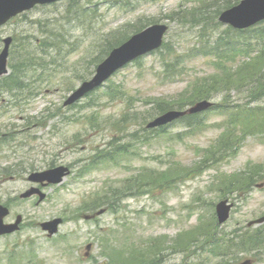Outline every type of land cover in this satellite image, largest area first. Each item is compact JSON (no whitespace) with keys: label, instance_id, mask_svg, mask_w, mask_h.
<instances>
[{"label":"rangeland","instance_id":"obj_1","mask_svg":"<svg viewBox=\"0 0 264 264\" xmlns=\"http://www.w3.org/2000/svg\"><path fill=\"white\" fill-rule=\"evenodd\" d=\"M230 1L206 0L199 4L193 0H61L55 5L36 7L1 27L0 52L4 45L3 38L7 35L15 38L16 46L21 39H29L31 53L35 54H32L29 70L34 71L31 75L33 79L28 80L35 82L31 89L41 90L40 95L31 99L29 89L20 92L23 100L17 106L4 107L7 104L2 102V99L9 98L13 101L17 97L13 92H3L0 95V203L12 200L29 186L26 180L18 179L16 171L21 169L19 166L37 164L44 167L52 158L58 163L75 164L78 160H84V163L73 166V174L61 185L46 187L44 191L47 199L44 202L38 204L34 196L13 204V213L23 214L29 221L21 232V238L12 237L10 242L0 239V264L28 263L26 257L33 252L42 264H112L105 251L106 238L103 234V230L109 227L121 233L117 240L126 242L133 239L137 242L135 244L146 243L159 236L163 240L159 249L169 247L160 264H242L247 259H257L254 264H264L263 245L255 248L245 243L256 231L264 236V225L248 227V222L264 216V186H249L250 177L257 169L261 170L262 177L255 181L264 184L263 136H248L242 143L241 132L231 141V145H241L237 156L215 164L208 171H205L208 167L203 168L200 175L186 177L198 162L205 160L202 150L209 147L218 135L215 128L194 130L191 132L193 136L177 141L176 135L185 129L176 125L171 128L174 133H168L167 136L168 139L173 138L171 141L163 139L166 135H162L160 140L153 138L144 142L146 131H141V124L143 115L150 109L145 113H138L137 110L136 118L126 120L122 128L116 124L130 105L135 106L136 103L140 106L146 100L149 105L145 107H152L150 98H164L168 100V104H175L174 108L191 101L187 97L180 99V92L189 90L187 81H183L188 80L187 78L176 82H163L158 78V73L161 74L162 71L159 58L154 54L145 57L142 69L130 65L114 77L125 85L121 94L116 96L112 93L102 97V91H99L96 96L85 98L73 107L65 108L62 105L73 88L92 77L97 47L103 44L101 34H112L107 36L111 40L131 35L138 26L149 25L158 19L167 22L166 15L180 6H187V20L190 22L200 10L214 18L217 16L215 12H221L230 6L226 4ZM213 4L216 5L206 7ZM217 5H220V9ZM56 20L61 29L55 25ZM207 23L210 25V21ZM211 23L214 33L225 29L222 24L216 27L217 23L212 20ZM48 30L55 34L66 31L71 36V43L64 48L68 50L72 47L67 56L65 51L56 52L50 58L38 56L44 52L42 42L47 35H52L48 34ZM198 30H204L201 32L204 36H214L211 30H207V24L195 27L187 23L186 27L177 21H170L167 38L176 44L180 53H188L189 56L198 39ZM186 59L181 69L183 74L174 76V79L195 74H209L216 76V79L222 77L220 71L209 66L206 58ZM235 62L225 61L229 72L237 71L239 64ZM14 64H17V57L15 59L11 55V74ZM246 96V93L233 92L232 100L245 101ZM214 100L219 101L220 97ZM256 102L264 104L263 93ZM217 120L216 114H210L211 123L214 124ZM136 132H139L138 139L141 142L134 138ZM117 133L126 136L123 142H131L128 149L135 155L125 157V165L122 167L113 165L109 169L91 172L76 180L75 170L89 161L96 147L105 145L112 135L118 136ZM73 141L75 143L70 145ZM170 164L172 171L164 172L162 168ZM2 167L4 168L1 170ZM152 170L157 172L154 174L155 190L124 200L125 209L121 212L123 218L119 223L115 222L113 214H106L99 218L98 227L95 228V224L75 217L74 214L80 213L79 203L91 193L106 187L120 189L125 178L146 172L151 174ZM10 171H14L12 175L17 179H6L10 178V175L5 176ZM170 173L174 177H184L170 189H159L158 180H168L167 174ZM144 180L145 177L139 179L140 182ZM225 198L235 205L230 219L219 224L215 214L216 204ZM55 217L66 218L55 239L44 238L42 230H32L41 221ZM206 220L213 221L210 233L216 234L219 243L211 244L207 241L208 229L203 228ZM25 236L30 239L25 241ZM88 241L93 242L94 247L91 255L86 258L84 246ZM28 243L33 247H29ZM230 245H234L235 249L227 247ZM14 248L18 252L16 261L12 263L9 262L8 255ZM144 248L146 250V246ZM172 248L183 252H175ZM210 248L226 251L228 254L224 259L215 252L210 255Z\"/></svg>","mask_w":264,"mask_h":264},{"label":"trees","instance_id":"obj_2","mask_svg":"<svg viewBox=\"0 0 264 264\" xmlns=\"http://www.w3.org/2000/svg\"><path fill=\"white\" fill-rule=\"evenodd\" d=\"M200 16H204V14L200 15ZM55 25L57 27H59L61 29V25L57 22L55 23ZM260 28H258V30H256L255 28L247 30V32H258L261 29V26H259ZM141 30V28H139L137 31ZM54 32L49 31L48 30V34H52L50 35V37L47 36L46 40L47 41H51V38H54L56 36H59L60 39L54 43V45H51L48 43V45L50 46H54L56 48V46H58V44H64L65 41V35L64 34H53ZM262 39L259 38L258 39V44L261 46V48H259V45L256 43L255 44V48H258V55L257 56H251V60L248 61H244L243 63H241L238 66L237 72L235 73H229V71H224L222 77L220 79L217 80H213L214 81V87L220 85V84H225L227 86H229L230 88H238V89H242L244 88L246 85L248 87H250L252 96H257V94H261L264 93V32H262L261 34ZM243 37H247L245 35H243ZM63 38V39H61ZM122 38V37H121ZM241 38V37H240ZM119 38L114 39L117 40ZM239 39V38H238ZM123 39L121 40H117L116 43L121 42ZM113 41V40H111ZM251 42H253V40L251 39H243V40H238L237 44L238 47H240L241 51H245L247 53L251 52ZM263 42V44H262ZM116 43H113L111 46H106L104 48V50L101 52V54H99L100 58L97 59L95 61V64H97L99 61H101L104 56L109 52V50L112 48V46ZM57 49V48H56ZM58 50V49H57ZM254 57V58H253ZM23 60H25V57H23ZM229 88V89H230ZM208 91V90H207ZM200 94L201 97H205L208 95V92H205L203 90V88L200 90ZM197 98V95L194 94V96H192L191 101L195 100ZM255 98H251V100L248 103L245 104H240L236 107L232 106L229 107L230 111H234L235 115L233 114L234 118L236 120H238L240 123L244 124V126H247L249 128H254L253 132H256L257 129H264V108L260 107V106H254L252 104V102L256 101L254 100ZM160 110H164V106L163 105H158V107L155 108L154 111H156V113H154L155 115L158 114V111ZM151 114L150 116L154 115ZM149 116V117H150ZM129 117V115H126V119ZM200 118V115H194V116H189L187 122H188V126L192 127V126H196L198 120ZM233 130H231L228 138L226 141H223V147H225V149L221 152V154L225 153V152H229L230 146H227L230 143L229 139H232L234 134H233ZM227 144V145H226ZM122 149H124V145L123 144H119L116 151L111 152V151H101L99 153H101V160H96L95 159V164L101 162L103 160V158H109V159H113L115 154L118 152H122ZM227 150V151H226ZM98 153V154H99ZM225 158V154L220 158V160H223ZM172 170H169L167 172H171ZM257 175H260V172H256ZM172 178H170V180H166L163 181L162 179L158 180L157 186L159 188L164 187L165 185H168L169 183H175L176 179L173 178V175L171 174ZM145 177L144 181H139L140 178ZM155 181H156V177L154 176V173L151 174H147V173H142L137 175L136 177H133L131 179L127 180V186L131 191H133L135 188L137 189H144L145 187H147V189H152V186H155ZM137 187H136V186ZM141 185V188H139ZM138 193H142L146 190H137ZM116 191H114L113 189H110L109 191H105L104 194L102 196H100V194H97L96 198H90L89 201L86 203L85 206V210L87 209H97V207L102 206V205H110L112 206L111 208L113 210H115V203L113 202L118 201L120 194H122V192H119L118 194L115 193ZM116 197H118L116 199ZM82 210V209H80ZM84 210V211H85ZM117 212L119 211V208L116 210ZM162 241L160 238H151L149 242L140 244V246L135 247L134 244L135 242L133 241L131 242H126L129 244H133L131 245V249L132 251L136 254L135 258L136 259H124V261L127 264H159L160 262H162V259L164 257V252H162V248L159 249V247L162 244ZM247 243H252L253 246L257 247L259 245H263L264 244V239L261 237V234H259L258 232H256L254 234L253 240H249L247 241ZM149 244V245H148ZM144 246L148 247L147 250H145ZM149 248H153L155 249L153 252L151 250H149ZM174 251H177L176 249H173Z\"/></svg>","mask_w":264,"mask_h":264},{"label":"water","instance_id":"obj_3","mask_svg":"<svg viewBox=\"0 0 264 264\" xmlns=\"http://www.w3.org/2000/svg\"><path fill=\"white\" fill-rule=\"evenodd\" d=\"M51 1H54V0H0V24L4 23L10 17L17 14L18 12L31 7L34 3H37V2L46 3V2H51ZM254 16H255V12L252 11L251 13H249L247 9V5L242 4L240 7H235L232 10L224 13L222 16V20L226 22H230L234 24L235 26H238L239 24L244 23L240 21L239 17H241V20L244 19V20L250 21L251 17H254ZM156 33H157L156 30L153 29L149 32H145L141 35L135 36L123 48L116 51L104 65H101L99 67L97 76L91 82L84 84V86L70 98L69 102H73L74 100L80 98L89 89H91L95 85L100 84L103 80H105L108 77V75L114 69L121 66L128 60L156 47L157 46ZM5 64H6V55L4 54L2 55V59L0 62V74L6 70ZM165 121H166V117L162 119H158L154 123H152L151 126L162 124ZM52 174H58V170H53L47 173H42V175L36 176L35 179L39 180V179L47 178L48 176H51ZM48 179L53 182H56L59 180L58 178H55V179L48 178ZM218 209H219V215H220L221 221H223L224 219L228 217L230 207L226 206L225 202H222L218 206ZM1 219H2V216H0V233L3 232V230L1 229L3 228V226L1 225ZM263 221H264V218H261L257 222H263ZM60 222H61V219H56L52 222H48L45 225H47L50 228L51 233H54L57 230V226Z\"/></svg>","mask_w":264,"mask_h":264},{"label":"bare ground","instance_id":"obj_4","mask_svg":"<svg viewBox=\"0 0 264 264\" xmlns=\"http://www.w3.org/2000/svg\"><path fill=\"white\" fill-rule=\"evenodd\" d=\"M60 39L59 36H56L54 38H51L50 40L51 41H48L49 44L51 45H54L55 42H57L58 40ZM32 54H35V53H29L28 55L26 56H23L22 54L20 53H17L15 50H11L7 53V59L8 61L10 62V59H11V55H12V58L14 57L16 59V57H18L19 55H22L23 57H25V60H31V57H32ZM2 142V141H1Z\"/></svg>","mask_w":264,"mask_h":264}]
</instances>
